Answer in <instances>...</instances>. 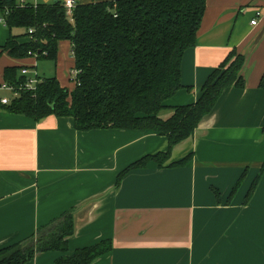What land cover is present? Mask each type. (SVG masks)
I'll use <instances>...</instances> for the list:
<instances>
[{
  "label": "crops",
  "instance_id": "1",
  "mask_svg": "<svg viewBox=\"0 0 264 264\" xmlns=\"http://www.w3.org/2000/svg\"><path fill=\"white\" fill-rule=\"evenodd\" d=\"M54 1L64 0H41ZM257 11L262 16L253 26ZM232 51L247 56L245 88L227 89L165 167L150 162L118 188L130 164L168 150L167 137L80 132L73 118L40 123L0 106V249L30 246L40 229L71 213L68 251L37 253L31 264H55L104 240L112 249L93 264H264V0H207L196 46L183 57L185 88L166 102L160 118L195 104ZM190 154L186 166H168Z\"/></svg>",
  "mask_w": 264,
  "mask_h": 264
},
{
  "label": "trees",
  "instance_id": "2",
  "mask_svg": "<svg viewBox=\"0 0 264 264\" xmlns=\"http://www.w3.org/2000/svg\"><path fill=\"white\" fill-rule=\"evenodd\" d=\"M207 0H113L78 5L71 22L62 1L40 3L37 8H18L16 0H0V18L12 32L1 53L16 62L29 59L56 62L59 44L68 41L79 74L74 90L54 78H43L36 91H22L8 113L36 122L47 118H73L80 132L95 130L152 131L168 138V150L147 155L130 164L117 179V188L131 171L150 162L165 167L176 146L192 137L201 122L215 109L224 92L243 89L246 56L232 51L202 87L192 105L172 108L163 120L166 102L184 89L182 63L187 50L196 46ZM7 11L9 12L7 14ZM32 31V33H30ZM36 57V58H35ZM26 65L4 69V83L25 84L21 75ZM260 88L264 89V76ZM190 89V88H189ZM193 154L169 167L186 166ZM264 171V165L262 172ZM241 183L233 191H237ZM258 184L250 190V199ZM217 201L220 193L214 190ZM246 202V201H245ZM75 232L74 215L69 213L38 231L33 244H15L0 249V264H31L37 253L68 251V239ZM112 249L111 240L77 249L55 264H93Z\"/></svg>",
  "mask_w": 264,
  "mask_h": 264
},
{
  "label": "rangeland",
  "instance_id": "3",
  "mask_svg": "<svg viewBox=\"0 0 264 264\" xmlns=\"http://www.w3.org/2000/svg\"><path fill=\"white\" fill-rule=\"evenodd\" d=\"M81 2L80 0H78ZM24 33L22 29H13L12 32L7 28L4 22L0 21V48L4 46L9 39L10 34L20 36ZM29 67H36L39 77L41 78H54L56 77L60 83L69 90L75 89V83L69 81L73 68H75V59L71 53V44L68 41L61 42L58 49V58L56 62L42 60L38 63L33 60L24 61ZM20 64V65H22ZM14 65V61L5 53L0 51V84L4 82V69L7 66ZM72 68V69H71ZM72 70V71H71ZM70 75V77H69Z\"/></svg>",
  "mask_w": 264,
  "mask_h": 264
},
{
  "label": "built area",
  "instance_id": "4",
  "mask_svg": "<svg viewBox=\"0 0 264 264\" xmlns=\"http://www.w3.org/2000/svg\"><path fill=\"white\" fill-rule=\"evenodd\" d=\"M42 3L41 0H16V4L18 8H37L38 5ZM63 6L66 11V15L71 22L74 21L73 14L75 9L78 6L76 0H64ZM9 12L7 11V14ZM262 16L260 11H257L256 18L252 20L251 24L253 26H257L259 23V18ZM1 22L5 23V18H0ZM32 33V31H30ZM36 58V57H35ZM37 68H23L21 70V75L27 78L26 83L23 84H16L12 85L9 83H2L0 84V105L8 106L10 105L15 99H18L21 96L22 91H36L37 85L43 80V78L39 77ZM79 74L80 72L77 69H73L71 73L70 81L78 85L79 81Z\"/></svg>",
  "mask_w": 264,
  "mask_h": 264
},
{
  "label": "water",
  "instance_id": "5",
  "mask_svg": "<svg viewBox=\"0 0 264 264\" xmlns=\"http://www.w3.org/2000/svg\"><path fill=\"white\" fill-rule=\"evenodd\" d=\"M243 55H245V54H243ZM246 56V55H245ZM246 62H247V56H246ZM246 64V63H245Z\"/></svg>",
  "mask_w": 264,
  "mask_h": 264
}]
</instances>
